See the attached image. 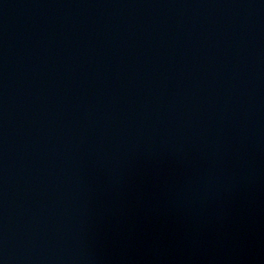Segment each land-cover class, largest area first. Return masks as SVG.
<instances>
[{"label":"water","instance_id":"1","mask_svg":"<svg viewBox=\"0 0 264 264\" xmlns=\"http://www.w3.org/2000/svg\"><path fill=\"white\" fill-rule=\"evenodd\" d=\"M0 264H264V194L145 0H0Z\"/></svg>","mask_w":264,"mask_h":264}]
</instances>
